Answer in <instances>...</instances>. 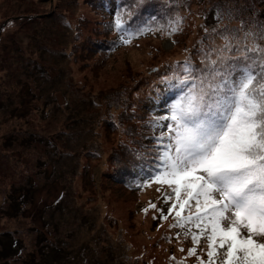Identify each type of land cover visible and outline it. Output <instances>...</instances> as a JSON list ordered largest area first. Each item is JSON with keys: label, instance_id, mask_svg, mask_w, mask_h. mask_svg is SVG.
<instances>
[{"label": "rangeland", "instance_id": "obj_1", "mask_svg": "<svg viewBox=\"0 0 264 264\" xmlns=\"http://www.w3.org/2000/svg\"><path fill=\"white\" fill-rule=\"evenodd\" d=\"M258 1H195L196 9L202 8L196 13L200 18L192 12L180 34L164 23L157 29V18L145 35L125 38L128 43L102 56L89 40L119 33H102L106 24L93 0H0V231L12 230L20 242L17 253L0 258V264H26L43 243L46 264L207 261L206 239L194 246L185 229L171 227L174 212L169 215L167 209L172 201L164 199L170 189L152 180L156 158L137 179L121 183L124 167L116 171L123 147L136 162L132 149L142 133H156L151 139L159 145L155 157L164 150L171 123L166 114L177 103L155 110L162 117L158 132L148 128V112H136L139 117L132 121L142 127L130 138L111 120L125 111L127 92L138 87L134 82L146 70L165 68L196 42L206 44L210 60L231 53L230 41L235 47H256L264 57V21L256 13L264 2ZM246 2L253 13H247ZM211 6L222 17L223 29L204 42L202 23ZM172 32L184 39L173 43ZM23 183L27 186L17 188Z\"/></svg>", "mask_w": 264, "mask_h": 264}, {"label": "snow or ice", "instance_id": "obj_2", "mask_svg": "<svg viewBox=\"0 0 264 264\" xmlns=\"http://www.w3.org/2000/svg\"><path fill=\"white\" fill-rule=\"evenodd\" d=\"M115 27L123 29L119 17ZM170 112L152 180L170 189L171 227L194 246L206 239L199 264H264V65L259 76L245 69L210 94L190 93Z\"/></svg>", "mask_w": 264, "mask_h": 264}, {"label": "trees", "instance_id": "obj_3", "mask_svg": "<svg viewBox=\"0 0 264 264\" xmlns=\"http://www.w3.org/2000/svg\"><path fill=\"white\" fill-rule=\"evenodd\" d=\"M195 1L199 0H93L94 6L97 10L102 12L103 15L101 19L106 24L102 33L108 29H112L119 33V36H111L108 38L99 36L89 40V44L90 46L94 45L92 49H95L103 56L109 53L112 48L116 50L120 45L124 44L120 37L133 40V38L137 39L145 35L146 31L149 30L150 24L158 21L157 18H160L159 22L153 26L156 25L157 29H162L161 26L166 24V29L176 28V35H178L184 30L185 25L189 24V21L193 17L191 16L192 12H195L194 14L199 17V14L196 13H201L202 8L197 10ZM263 2L264 0H261L258 1L257 4ZM245 6L248 11L247 13L254 12L252 3L246 2ZM210 8H212V6L208 7L206 10V21L202 23L204 26L202 31L203 41L208 39L212 40L215 36L214 34L221 33L223 29V24H221L222 17L211 12L209 10ZM257 10H259L258 12L256 11L257 16H262L264 21V7L260 8L258 5ZM246 15L249 16V14ZM118 17L123 23V29L120 31L115 27V22ZM242 22L245 24L244 20ZM163 23L164 25H162ZM171 39L173 43L179 44L184 38L176 37L174 34ZM231 42L232 41H230L229 44L231 46L227 45V47L234 52H227L226 55L220 56L217 59L210 60L207 46L204 47L206 44L203 45L196 42L195 46L191 45L187 48L185 51L187 53L184 56L167 58V60H172V62L166 61L170 64L165 68L161 65H155L153 69L146 70V73L141 75V78L134 82V85L139 83L138 87L130 91L132 88L131 86L129 92H127L125 96V111H118V114L116 113L115 115L118 120H111V123L116 125L119 131H122L123 134L130 138L131 135L136 134V131L142 127L141 123L135 124L132 121L134 116L139 117L136 113L139 110V112H141L140 115L144 114L147 116L148 112L150 116L144 120L148 128L151 129L150 131L154 128L155 132H158L160 131L159 126L162 117H156L154 115L155 110L158 109L157 107H159V109L166 108L168 104L178 103L176 101L177 98L179 102H181L182 98L188 96L190 93L199 94L201 90L206 94H210L215 90L216 85H221L224 82H228L229 84L232 83L233 78L237 77L235 75L240 74L238 76H241L242 70L245 69H250L254 74L259 76L261 74V66L264 65V57L258 55L256 51L257 48L248 49L244 46H242L243 48L235 47L236 42L233 41L232 44ZM84 44L86 43H83V45ZM132 94H134V97L131 96ZM212 99H215V97H212ZM127 109H129V112H127ZM169 112H167L166 115H170L171 112L170 114ZM155 136H157L156 133L153 134L152 132L142 133L136 146H134L136 148L134 149L133 147L132 149L135 154H138L136 162L134 161V156L131 154L129 156L127 147H123V149L120 150L117 157L120 154L121 157H119V167L117 166L116 171H121L122 167H124V172L123 176L120 175L118 177V181L122 183V180L126 177L137 179L141 173L143 174L144 172L145 174L148 172V168L151 166L150 160L153 158L155 160L156 158V150L154 147L156 145L159 146L156 140L155 142H151V139L155 138ZM138 162H143V164ZM127 172L130 174H127ZM21 185L27 186L26 183H23L19 184L17 188ZM11 231L12 230L0 231V253L2 252L0 258H8L10 254L17 253V248H20V242L17 240L18 238L12 237L15 233ZM43 240L45 241V238L40 239V243L43 242ZM47 247L45 243L37 245L35 248V257L31 260L29 258L26 264H46L44 263L45 261L42 260L41 255L43 251L47 250ZM53 249L56 250V247H53ZM115 257L116 256H114V259ZM133 260L135 259L133 258ZM141 261L145 260L143 259Z\"/></svg>", "mask_w": 264, "mask_h": 264}]
</instances>
